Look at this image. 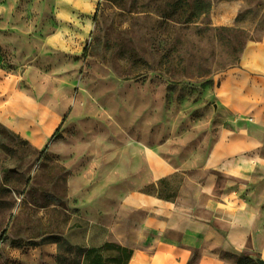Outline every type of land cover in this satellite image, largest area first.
Instances as JSON below:
<instances>
[{"label": "rangeland", "instance_id": "rangeland-1", "mask_svg": "<svg viewBox=\"0 0 264 264\" xmlns=\"http://www.w3.org/2000/svg\"><path fill=\"white\" fill-rule=\"evenodd\" d=\"M263 28L264 0H0V264H103L73 177L172 199L223 185L204 168L235 124L218 81Z\"/></svg>", "mask_w": 264, "mask_h": 264}, {"label": "crops", "instance_id": "crops-1", "mask_svg": "<svg viewBox=\"0 0 264 264\" xmlns=\"http://www.w3.org/2000/svg\"><path fill=\"white\" fill-rule=\"evenodd\" d=\"M216 101L235 124L221 129L204 168L223 185L185 184L172 199L104 177L70 180L74 205L106 232L104 245L132 251L128 264H233L227 253L237 249L264 259V28L220 77ZM171 173L158 166L156 183Z\"/></svg>", "mask_w": 264, "mask_h": 264}, {"label": "trees", "instance_id": "trees-1", "mask_svg": "<svg viewBox=\"0 0 264 264\" xmlns=\"http://www.w3.org/2000/svg\"><path fill=\"white\" fill-rule=\"evenodd\" d=\"M103 253L106 264H128L132 256V251L113 243H106L103 246Z\"/></svg>", "mask_w": 264, "mask_h": 264}, {"label": "water", "instance_id": "water-1", "mask_svg": "<svg viewBox=\"0 0 264 264\" xmlns=\"http://www.w3.org/2000/svg\"><path fill=\"white\" fill-rule=\"evenodd\" d=\"M254 261L257 263V264H264V259L258 257V256H255L254 258Z\"/></svg>", "mask_w": 264, "mask_h": 264}]
</instances>
